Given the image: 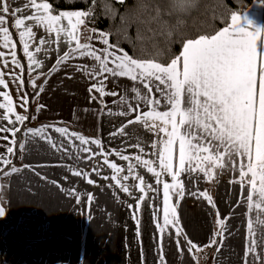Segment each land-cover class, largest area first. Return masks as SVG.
I'll use <instances>...</instances> for the list:
<instances>
[{"label":"snow or ice","instance_id":"obj_1","mask_svg":"<svg viewBox=\"0 0 264 264\" xmlns=\"http://www.w3.org/2000/svg\"><path fill=\"white\" fill-rule=\"evenodd\" d=\"M191 8H193L192 0H169L167 14L188 13ZM25 11H29L30 14L22 15ZM9 14L13 17L12 26L18 30L22 51L30 70H35L34 65L37 68L42 67L43 61L37 60L35 54L42 50L48 53V49L44 48L45 45H49L50 48L54 46V50L59 51L63 34L69 50L63 56L57 57L56 65L65 63L77 55L87 56L98 62L99 71H88V74L97 80V83L91 85L89 92L99 93L101 103L104 95H119L115 91H105V81L108 79L105 73L112 77H126L134 82L131 92L142 100L149 110L141 111L139 102L135 107L128 103L127 111H122L120 115L135 114L134 117L128 119L126 124H122L117 132L110 133V136H125L127 135L125 128L128 125L141 124L155 137L150 142V148L155 150L152 152L155 159L143 158L141 154H147L140 143L128 145L127 147L135 148L139 153L128 155L125 154L127 148L124 152L118 149L105 150L101 139L86 138L82 134L69 131L67 127L55 125L26 127L30 117L26 114L29 106L28 94L23 88L25 65L17 59L16 41L7 26ZM164 14L166 13L161 10L160 5L143 3L141 15H146L147 18L140 19L139 23L146 25L153 35L169 37L176 26H170L163 19ZM90 16L91 11L85 10L57 12L49 0H25L23 6L14 8L10 7L9 0H0V47L8 50L0 51V86L9 89V82L5 76H10L17 86L18 93H23L17 97V103L10 91H0V97L3 98V102H0V110H4L0 120L7 121V125L0 124V133H8V135H0V140L8 142L5 151L0 153V174L8 176L19 171L14 165L8 171L4 169L12 165L11 157L17 150V133L22 127L25 128L26 137H38L50 144L53 149L63 150L67 154L68 147H65L63 141L58 144L53 139L49 132V129H52L73 146H76L75 141H78L80 150L87 154L83 157L85 162L97 156L101 157L90 171L73 169L72 174L83 177L89 185L101 187L91 178L92 174H95L103 181L113 182L106 185L108 188L115 186L132 197L135 204H128V208L132 211L137 225L138 237L141 208L145 201H148L153 224L157 229V247L160 248L157 259L160 264H165L163 249L166 234L170 239L174 234L177 250L179 252L186 250L194 259H197L195 252L203 251L207 247H216L219 252L224 246L223 234L229 216L219 218V210L207 190L186 191L185 181L181 179V175L184 174L193 188H197V182L201 179L196 175L197 172L211 181L216 178L217 169L221 173L228 170L238 174V178L234 177L229 183L239 185L240 195L247 203L249 211L253 207L260 208L259 204L252 203L258 182V197L264 203V39H258L264 28L256 26L254 20L247 16L242 23L241 17L233 14L230 25L215 34H199L184 38L180 53L170 58L169 62L162 63L154 58H134L124 49L111 44L108 34L102 32L95 39L105 47L96 48L91 43L94 38L91 34L87 36L89 42L81 43L82 27L89 33L96 31L86 27V20ZM27 22H33V26H29ZM177 23H180L179 19ZM152 24L157 27L152 29ZM250 27L252 30H249ZM34 29H40L42 34L39 39ZM73 42L74 48L71 47ZM33 44L36 45L34 50ZM8 56L11 57L10 61L7 59ZM49 58H51L50 54ZM10 64L14 68L5 71ZM110 64L112 66H109ZM86 68V65L77 66V71H85ZM15 69H19V72ZM101 76L103 79H100ZM135 82H139L146 89L143 96L135 87ZM30 83L33 88L37 87L35 79ZM153 88L159 93L158 98L153 93ZM39 91L42 92L43 88H39ZM92 99L96 97L93 96ZM161 100L164 101L167 110H157ZM122 101L126 102V96ZM43 107L44 105H39L37 111ZM17 108L22 109L23 112H17ZM91 145L96 146L97 151H93ZM25 148V143L19 144L21 151ZM110 156L119 157L120 161L127 163L119 164L115 160H110ZM137 164L151 174L156 186H162V199H160V187H154L153 183L146 182L145 177L136 171ZM103 167H107L111 175L104 174ZM165 176L170 177L171 182L165 180L163 178ZM130 179L140 195L134 196L130 190L127 184ZM246 186L249 191L245 196ZM150 192L153 194L151 197ZM70 194L75 195L79 203L81 194L77 193L75 188L70 190ZM186 194L206 200L214 209V215L219 218L216 221L219 231L213 232L206 245L200 246L188 239L179 223L177 208L179 201L183 200ZM92 201L93 194L87 193L86 203L91 204ZM4 215L5 211L0 207V217ZM169 226L173 231L166 233ZM252 228V221L248 220L249 234L252 233ZM181 236L185 237L186 249L180 247ZM248 255L255 256L256 262L264 264V257L256 251L255 239L245 248L244 264H248Z\"/></svg>","mask_w":264,"mask_h":264},{"label":"crops","instance_id":"obj_2","mask_svg":"<svg viewBox=\"0 0 264 264\" xmlns=\"http://www.w3.org/2000/svg\"><path fill=\"white\" fill-rule=\"evenodd\" d=\"M24 3L25 0H9L11 8L23 6ZM28 14H30L29 11L22 13V15ZM239 16L242 23L244 17L247 16L254 20L256 26L264 28V5L262 3H253L246 12ZM27 23L33 26V22ZM86 27L93 29L87 25ZM34 30L37 31V39H39L42 34L40 29ZM249 30H252L251 27ZM101 32L106 33L100 30L89 33L82 27L81 43L89 42L87 36L91 34L94 37L91 43L96 48L105 47L95 39ZM65 39L62 34L58 52L54 50V46L50 48L49 45H45L44 48L48 49V53L42 50L35 54L37 60L43 61V65L39 68L34 65V71L29 69V82L35 79L37 85L33 88L30 83V90L37 89L38 91L32 101L36 115L27 127L39 128L42 125L67 127L69 131L82 134L86 138L101 139L105 150L118 149L124 152L127 148L125 154L128 155L139 154L137 149L127 146L140 143L147 154H141L143 158L155 159L152 156L155 150L150 148V142L155 137L141 124L128 125L125 128L127 133L125 136H110V133L117 132L122 124H126L128 119L134 117L135 114L120 115L122 111H127L128 103L135 107L139 102L141 111L149 110L143 101L131 92L134 82L126 77H112L105 73L108 75L105 81V91H115L119 95H104L103 103H101L99 93L89 92V88L97 83V80L93 79L88 71H99L98 62L90 57L77 55L65 63L56 65L57 57L63 56L69 50V45L64 42ZM258 39H264V32L260 33ZM35 47L36 45L33 44L32 49L34 50ZM71 47H75L74 42ZM0 51L7 52L8 50L0 47ZM7 59L10 61L11 57L8 56ZM85 65L87 66L85 71H77V66ZM13 68L14 66L10 64L5 71ZM15 70L19 72V69ZM5 79L9 82V89L0 86V91H10L13 99L17 100V97L23 93H18L17 86L10 76H5ZM100 79L103 77L101 76ZM41 87L42 92L39 91ZM135 87L139 89L141 96L146 93V89L139 82H135ZM24 92H26L25 88ZM153 93L157 98L159 97L155 88H153ZM93 96L96 99H92ZM125 96L126 102H123L122 98ZM0 102H3L2 97H0ZM39 105H44V107L37 111ZM157 110H167L163 100ZM3 112L4 110H0V115ZM17 112L22 113L23 110L17 108ZM26 114L28 115V112ZM0 124L7 125V121L0 120ZM49 132L58 144L61 141L64 142L65 147L69 149L67 154L63 150L53 149L50 144L38 137H26L23 133L20 143H25L26 148L23 151L20 150L18 156L15 157V153L11 157L13 165L19 171L3 176L1 179V203L7 216L14 219L13 223L2 221L8 228H13L17 234L19 233L25 242L31 244V257L27 264H160L157 259L160 253V248L157 247V229L153 224L148 201H145L141 208L140 236L138 237L137 225L132 211L128 208V204H135L132 197L127 196L115 186L108 188L106 185L113 182L103 181L95 174H92L91 178L101 187L89 185L83 177L72 174L73 169L90 171L93 166L97 165V161L101 160V157L97 156L85 162L83 157L87 154L80 150L78 141H75L76 146H73L52 129H49ZM0 135H8V133H0ZM7 143V141L0 140V153L5 151ZM91 147L93 151H97L96 146L91 145ZM109 159L119 164L126 165L127 163L120 161L116 156H110ZM133 163L137 162L133 161ZM24 165L31 167H23ZM157 170H159L158 167ZM136 171L145 177L146 182L153 183L154 187H160V199H162V186L154 184L151 174L139 164H137ZM103 172L111 175L107 167H103ZM196 175L201 177L197 182V188H193L184 174L181 175V179L185 181L186 191L207 190L219 210V218L229 216L226 220V231L223 234L224 246L219 252L216 247H207L203 251H197L195 252L197 259H194L193 255L186 250L183 252L177 250L174 234L171 239L166 234L163 249L165 264H244L245 248L253 239L256 241L257 253L264 257V203L258 197L259 182L256 192L253 193L252 203L259 204L260 208L253 207L249 211L247 203L240 195L239 185L229 183L234 177L238 178V174L228 170L221 173L217 169L216 178L211 181L206 180L199 172ZM163 178L171 182L170 177ZM127 184L134 196L140 195L131 179ZM73 188L81 194L79 203L76 196L70 194ZM248 191L249 188L246 186L245 196ZM87 193L93 194L91 204L86 203ZM152 195L150 192L149 196ZM175 202L173 198V203ZM177 211L183 232L187 234L188 239L200 246L208 243L214 231H219V225L216 222L219 218L214 215L211 205L202 198L186 194L184 199L179 201ZM248 220H251L253 224L251 234L247 230ZM172 231L169 226L166 233ZM184 239V236L180 237L182 249H186ZM217 239L219 240V237ZM247 260L248 264H259L253 255H248Z\"/></svg>","mask_w":264,"mask_h":264},{"label":"trees","instance_id":"obj_3","mask_svg":"<svg viewBox=\"0 0 264 264\" xmlns=\"http://www.w3.org/2000/svg\"><path fill=\"white\" fill-rule=\"evenodd\" d=\"M54 9L59 11H91V16L86 20V25L109 35L110 42L124 49L129 55L140 59H156L157 62L166 63L182 50V42L186 37H193L199 34L212 35L226 27L231 22V15L246 12L253 3L259 2L264 5V0H197L196 6L188 13L167 14L169 0H49ZM143 3L158 4L166 14L163 19L170 26L175 25V29L169 37L164 35H153L148 27L139 23L140 19L147 16L141 15V5ZM180 21L178 24L177 21ZM13 17L9 14L8 27L13 33L16 41L17 59L25 65L24 88L29 99V117L26 127L31 124L32 114L35 109L32 101L37 94V89L30 90L29 68L27 59L22 51L18 32L12 26ZM157 26L151 25L152 29ZM25 128L17 133V150L19 154V144L22 140ZM8 227L4 221L0 220V249L4 253L6 249V236ZM2 264V257L0 258Z\"/></svg>","mask_w":264,"mask_h":264},{"label":"built area","instance_id":"obj_4","mask_svg":"<svg viewBox=\"0 0 264 264\" xmlns=\"http://www.w3.org/2000/svg\"><path fill=\"white\" fill-rule=\"evenodd\" d=\"M7 223H13L14 219L8 217L4 220ZM6 249L2 253L0 249V258L2 257V264H27L31 257V244L22 240L15 230L7 233Z\"/></svg>","mask_w":264,"mask_h":264},{"label":"water","instance_id":"obj_5","mask_svg":"<svg viewBox=\"0 0 264 264\" xmlns=\"http://www.w3.org/2000/svg\"><path fill=\"white\" fill-rule=\"evenodd\" d=\"M13 164H14V163H12V165H10L8 169H10V168L13 166ZM8 169H6V170H4V171H8ZM3 176H4V175L0 174V194H1V179H2ZM0 207H2V208L4 209V207H3L2 203H1V199H0ZM4 211H5V215H4L3 217H0V220H6V219L8 218L5 209H4Z\"/></svg>","mask_w":264,"mask_h":264},{"label":"rangeland","instance_id":"obj_6","mask_svg":"<svg viewBox=\"0 0 264 264\" xmlns=\"http://www.w3.org/2000/svg\"><path fill=\"white\" fill-rule=\"evenodd\" d=\"M35 109V108H34ZM35 113L34 114H32V117H35V115H36V110L34 111ZM28 113H29V111H28ZM34 118H32V120H33ZM12 230H14L13 228H9V230H8V233L9 232H11ZM18 236L22 239V237L19 235V233H18ZM23 240V239H22Z\"/></svg>","mask_w":264,"mask_h":264},{"label":"clouds","instance_id":"obj_7","mask_svg":"<svg viewBox=\"0 0 264 264\" xmlns=\"http://www.w3.org/2000/svg\"><path fill=\"white\" fill-rule=\"evenodd\" d=\"M197 0H192L193 8L196 6Z\"/></svg>","mask_w":264,"mask_h":264}]
</instances>
